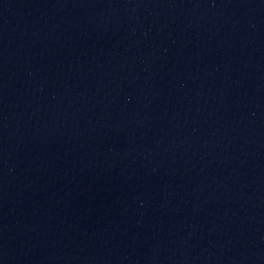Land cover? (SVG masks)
<instances>
[{
    "label": "water",
    "instance_id": "water-1",
    "mask_svg": "<svg viewBox=\"0 0 264 264\" xmlns=\"http://www.w3.org/2000/svg\"><path fill=\"white\" fill-rule=\"evenodd\" d=\"M251 0H0V264L127 115Z\"/></svg>",
    "mask_w": 264,
    "mask_h": 264
}]
</instances>
